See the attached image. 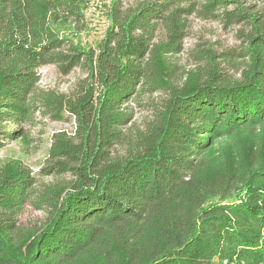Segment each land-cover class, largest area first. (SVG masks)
<instances>
[{
    "label": "trees",
    "instance_id": "trees-1",
    "mask_svg": "<svg viewBox=\"0 0 264 264\" xmlns=\"http://www.w3.org/2000/svg\"><path fill=\"white\" fill-rule=\"evenodd\" d=\"M90 1L0 0V147L38 108L39 67L87 72L75 100H45L77 116L81 140L60 137L50 155L66 160L44 171L74 180L32 199L31 171L0 167V264H264V9L246 0H108L95 48L73 37ZM196 11L247 26L239 78L223 79L209 55L206 72L173 82L170 56ZM158 26L166 39L154 42ZM146 85L167 92L159 119L113 158L132 118L126 103ZM28 201L46 203L47 215L22 229Z\"/></svg>",
    "mask_w": 264,
    "mask_h": 264
},
{
    "label": "rangeland",
    "instance_id": "rangeland-1",
    "mask_svg": "<svg viewBox=\"0 0 264 264\" xmlns=\"http://www.w3.org/2000/svg\"><path fill=\"white\" fill-rule=\"evenodd\" d=\"M138 1L124 0L123 4L133 5ZM107 4L108 0L90 1L84 11L87 25L73 35L74 40L78 39L83 45L96 48L107 26ZM246 4L255 9H264V0H246ZM246 29L245 24L225 25L220 18H205L198 11L190 14L187 17L181 50L170 56L174 71L173 82L182 83L189 72H206L209 55H214L215 61H218L217 66L223 79L239 78L245 60L241 56L243 42L240 37ZM165 39L163 28L158 26L154 42ZM38 71L40 79L35 88L38 108L20 124L15 125V128L22 131L20 137L5 138L0 147V167L8 163H19L31 171L32 199L41 196L49 187L74 180L70 171L58 172L55 167L49 174L44 171L57 158L66 160L64 157L50 155L52 147L58 144L60 137L65 136L75 143L81 140L77 116L65 106L59 113L45 100L51 96L75 100L83 93V86L87 81V72L80 67L63 74L54 64H48L39 67ZM167 96L165 90L150 91L148 85L136 92L125 106L132 115L131 121L121 128L125 137L112 145L110 156H123L140 144L141 136L146 135L159 119ZM12 126L8 125L9 128ZM46 215V203L38 208L36 204L28 201L18 215L16 224L22 229L37 228L44 222Z\"/></svg>",
    "mask_w": 264,
    "mask_h": 264
}]
</instances>
